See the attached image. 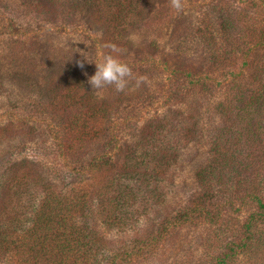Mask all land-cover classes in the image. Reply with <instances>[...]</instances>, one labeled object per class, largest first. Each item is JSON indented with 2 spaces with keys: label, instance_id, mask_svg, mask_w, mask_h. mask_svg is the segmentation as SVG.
<instances>
[{
  "label": "rangeland",
  "instance_id": "rangeland-1",
  "mask_svg": "<svg viewBox=\"0 0 264 264\" xmlns=\"http://www.w3.org/2000/svg\"><path fill=\"white\" fill-rule=\"evenodd\" d=\"M51 1L0 0V184L15 160L37 161L42 157L35 154L51 153L44 116L35 132L28 125L20 127L22 116L33 119V102L47 98L51 81L75 84L111 106L98 137L73 156L81 150L88 160L125 145L139 149L149 141L143 134L148 126L150 139L179 150L162 177V212L129 225L142 234L140 246L147 256L138 253L126 264H213L227 254L225 264H264V216L252 199L257 196L264 203V102L247 121L224 109L230 106L233 84L226 75L247 61L243 80L264 93V36L247 58L232 46L247 17L250 35L256 39L264 34L263 0H250L246 8L236 0H182L180 11L171 8L170 0H144L148 27L135 21L118 47L119 58L131 70L122 92L111 85L93 90L89 84L95 63L110 53L105 30L78 0H59L55 7ZM48 11L61 13L54 20L58 25H49L53 15ZM168 57L169 68L193 67L190 93L185 89L186 84L191 87L188 79L169 82V71L156 69ZM185 131H191V138L184 147L179 139ZM37 162L43 167L41 176L49 177L50 164ZM27 196L22 195L25 210L30 208ZM163 227L166 237L152 241ZM130 236L132 230L111 231L110 241L100 248L111 253L123 244L129 247Z\"/></svg>",
  "mask_w": 264,
  "mask_h": 264
},
{
  "label": "trees",
  "instance_id": "trees-1",
  "mask_svg": "<svg viewBox=\"0 0 264 264\" xmlns=\"http://www.w3.org/2000/svg\"><path fill=\"white\" fill-rule=\"evenodd\" d=\"M236 1L246 8L250 0ZM78 2L83 10L92 14L99 29H104L108 35L109 40L104 46H121L122 37L136 27L135 21L148 27L144 0ZM51 3L52 7L61 5L59 0H52ZM261 5L264 8V0ZM48 13L51 18L53 15L49 25H58L54 20L58 21L61 13ZM244 20L232 46L240 48L241 57L247 58L253 48L262 45L264 34H259L255 39L250 35L248 17ZM230 27L231 23L225 26L227 29ZM248 40L254 43L245 45L249 43ZM220 49L226 50L225 47ZM169 61L170 57L167 61H160L156 69L169 71V82L172 78L188 79L191 87L186 84L185 89L190 93L193 67L169 68ZM249 64L247 61L240 65L237 72L226 75L229 77L228 83L233 84L230 106L224 109L235 111L245 121L258 114L264 102V93L258 86L250 88L242 78L243 67ZM47 89L44 101L33 102V119L22 116L24 121L20 127L28 125L34 131L40 127L37 126L39 118L44 116L43 120L50 126L46 129V142L51 153L41 151L35 156L42 157L37 161L45 159L51 166V172L49 177L41 176L43 167L40 163L26 157L12 162L5 172L0 184V264H126L138 253L147 256L146 250L140 246L143 244L141 242H145L140 239L142 234L139 231L137 234L129 225L135 226L134 223L141 218H150L152 214L157 216L158 212H162L160 206L166 200L162 177L179 155V150L176 148L175 152V149L162 145L156 139H150L152 131L148 126L142 133L149 141L139 144V149L135 145H125L115 153H97L88 160L81 150L78 156H73L81 145L93 143L98 137L102 131L103 116L111 105L93 94L86 95V91H81L75 84L53 80ZM190 134L191 131H185L179 139L184 147L189 143ZM65 180L67 183H63ZM22 195L29 198L30 208L26 207V210ZM252 199L258 213L264 216V203L257 196ZM165 216H170V213L167 212ZM249 222L247 220L244 224L246 231L250 230ZM127 230H132L129 247L123 244L111 253L101 250V243L103 247V243L109 240V232ZM165 233L166 228H160L151 240L163 239ZM230 252L234 253V250L231 248ZM226 256L229 255L216 258L213 264H225Z\"/></svg>",
  "mask_w": 264,
  "mask_h": 264
},
{
  "label": "clouds",
  "instance_id": "clouds-1",
  "mask_svg": "<svg viewBox=\"0 0 264 264\" xmlns=\"http://www.w3.org/2000/svg\"><path fill=\"white\" fill-rule=\"evenodd\" d=\"M170 5L176 11L183 8L182 0H170ZM107 47L110 49V53L102 55L99 62L95 63L96 70L89 78V84L93 90L111 85L117 92H122L127 86L131 70L128 64L119 58L121 49L114 44H109ZM77 63L79 64V61Z\"/></svg>",
  "mask_w": 264,
  "mask_h": 264
}]
</instances>
